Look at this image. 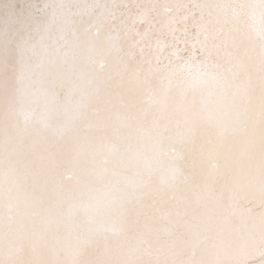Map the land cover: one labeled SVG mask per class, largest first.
I'll use <instances>...</instances> for the list:
<instances>
[{
    "label": "snow or ice",
    "instance_id": "snow-or-ice-1",
    "mask_svg": "<svg viewBox=\"0 0 264 264\" xmlns=\"http://www.w3.org/2000/svg\"><path fill=\"white\" fill-rule=\"evenodd\" d=\"M0 264H264V0H0Z\"/></svg>",
    "mask_w": 264,
    "mask_h": 264
},
{
    "label": "bare ground",
    "instance_id": "bare-ground-1",
    "mask_svg": "<svg viewBox=\"0 0 264 264\" xmlns=\"http://www.w3.org/2000/svg\"><path fill=\"white\" fill-rule=\"evenodd\" d=\"M97 55L100 57H106L108 53H107V50L103 48V46H101L100 50L97 52Z\"/></svg>",
    "mask_w": 264,
    "mask_h": 264
}]
</instances>
